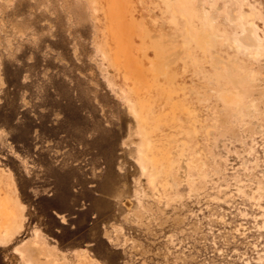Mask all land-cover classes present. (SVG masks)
<instances>
[{"label":"rangeland","instance_id":"obj_1","mask_svg":"<svg viewBox=\"0 0 264 264\" xmlns=\"http://www.w3.org/2000/svg\"><path fill=\"white\" fill-rule=\"evenodd\" d=\"M4 200L0 264H264V0H0Z\"/></svg>","mask_w":264,"mask_h":264},{"label":"bare ground","instance_id":"obj_2","mask_svg":"<svg viewBox=\"0 0 264 264\" xmlns=\"http://www.w3.org/2000/svg\"><path fill=\"white\" fill-rule=\"evenodd\" d=\"M250 16L251 15L249 13L243 14L242 18L246 22V26L243 27V31L240 34L238 40L245 47L244 50H247L248 52L250 51V53H249L250 57L251 56L254 57L257 54V50L260 49L261 43L255 35L254 24H253V22L250 21ZM216 37H219V36H217L216 34L213 35V34L209 33V31L207 29L203 28L202 32L199 35V41L204 47H208L211 45V40L215 39ZM235 45L237 47V50H239L240 47L237 45V43H235ZM250 49H254L256 51L253 52ZM256 56H258V55H256ZM233 64H235V63H233ZM246 71L248 72L249 70L246 69ZM250 71H252V70H250ZM251 75H253V73ZM228 77L230 78V81H231L232 85H234V86H237L238 82L241 80L240 77H237V76L233 77L231 74H228ZM227 99L231 102L235 100L232 96H228ZM13 219H14V213L12 210H10L8 208L7 201L6 200L0 201V243H2L3 241L8 243L9 240L11 239V236H12L11 230H12V226H13L12 224L14 223ZM33 251L35 252L36 256H38V255H40V257L42 256L40 254L39 250L34 249ZM49 256L50 255L43 256L46 259L45 264H54L55 263L54 261L52 262V261L48 260ZM38 260H39V258H38ZM27 264H29V263H27Z\"/></svg>","mask_w":264,"mask_h":264}]
</instances>
